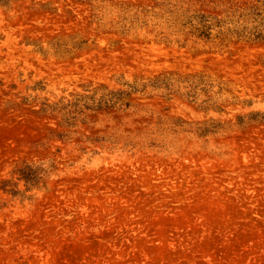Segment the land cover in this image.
<instances>
[{"label": "rangeland", "instance_id": "374dc122", "mask_svg": "<svg viewBox=\"0 0 264 264\" xmlns=\"http://www.w3.org/2000/svg\"><path fill=\"white\" fill-rule=\"evenodd\" d=\"M160 1L0 0V264H264V42L100 25ZM170 74L210 96L88 108Z\"/></svg>", "mask_w": 264, "mask_h": 264}, {"label": "trees", "instance_id": "16d2710c", "mask_svg": "<svg viewBox=\"0 0 264 264\" xmlns=\"http://www.w3.org/2000/svg\"><path fill=\"white\" fill-rule=\"evenodd\" d=\"M158 10L128 5L123 14L100 23L110 31L145 38L168 45L186 47L198 42L233 40L264 42V0H161ZM149 27H151L149 29ZM144 30V32H142ZM206 81L197 74H170L140 79L129 84V91L104 88L101 99L89 109H104L129 105V97L148 89L163 95L180 93L197 99L202 91L210 96ZM64 107L47 104L44 112H60Z\"/></svg>", "mask_w": 264, "mask_h": 264}]
</instances>
